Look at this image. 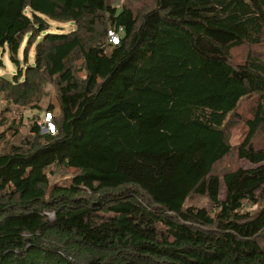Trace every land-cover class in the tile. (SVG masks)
Here are the masks:
<instances>
[{
  "label": "trees",
  "instance_id": "1",
  "mask_svg": "<svg viewBox=\"0 0 264 264\" xmlns=\"http://www.w3.org/2000/svg\"><path fill=\"white\" fill-rule=\"evenodd\" d=\"M263 42L264 0H0V264H264Z\"/></svg>",
  "mask_w": 264,
  "mask_h": 264
},
{
  "label": "rangeland",
  "instance_id": "2",
  "mask_svg": "<svg viewBox=\"0 0 264 264\" xmlns=\"http://www.w3.org/2000/svg\"><path fill=\"white\" fill-rule=\"evenodd\" d=\"M126 4L133 9H141L144 7L149 6L152 3V0H124ZM74 28V25L71 23H57L50 21L49 22V31H55V32H69ZM24 42L21 45V48L18 52V59H19V64L24 65L22 62V49L24 48ZM4 51L2 52V49L0 48V61L2 62V66H0V75H3L5 77H10L14 72L16 71L15 65L10 61L9 59V53L6 47L3 48ZM250 54L252 56H257L260 58L264 57V42L261 45H241L238 46L231 51V59L235 62H240L243 61L246 57L247 54ZM33 46L29 49H27V60L29 63H32L33 60ZM46 90H48V98L47 100H44L45 102L52 101L53 100V90L48 84L46 86ZM254 106V101L253 100H243L241 104L239 105L238 108V113L241 115V119L236 122L235 124L232 125L230 129V138L229 141L232 145H236L244 136L245 131L247 127L244 125V120L246 118L250 117V114L252 112ZM27 112H25L26 114ZM12 114L17 115L18 111L13 109ZM5 126H0V130L4 129ZM19 132L21 134H25L27 132V127H21L19 129ZM255 145L262 146L264 144V128L260 129L256 137L254 139ZM237 166H243V167H250V163L243 160V159H238L235 155L234 152H231L229 155L225 156L221 162H219L216 167L215 171L218 173H221L223 171L233 169ZM70 173V172H67ZM52 179V177H51ZM223 185L221 183L220 185V197H223ZM189 203L201 207V208H206L208 207V201L205 197H199V198H194ZM251 208V207H250Z\"/></svg>",
  "mask_w": 264,
  "mask_h": 264
},
{
  "label": "built area",
  "instance_id": "3",
  "mask_svg": "<svg viewBox=\"0 0 264 264\" xmlns=\"http://www.w3.org/2000/svg\"><path fill=\"white\" fill-rule=\"evenodd\" d=\"M108 35L111 41L116 42V36L112 32H109ZM54 130H55V125L52 121V117L50 113H45L41 124V131L53 133Z\"/></svg>",
  "mask_w": 264,
  "mask_h": 264
}]
</instances>
